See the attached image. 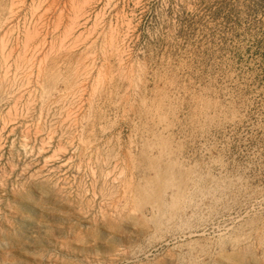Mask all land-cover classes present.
I'll return each mask as SVG.
<instances>
[{"label":"rangeland","instance_id":"374dc122","mask_svg":"<svg viewBox=\"0 0 264 264\" xmlns=\"http://www.w3.org/2000/svg\"><path fill=\"white\" fill-rule=\"evenodd\" d=\"M3 69L0 264H264V0H0Z\"/></svg>","mask_w":264,"mask_h":264},{"label":"bare ground","instance_id":"6f19581e","mask_svg":"<svg viewBox=\"0 0 264 264\" xmlns=\"http://www.w3.org/2000/svg\"><path fill=\"white\" fill-rule=\"evenodd\" d=\"M7 16H8V15H7ZM70 27H71V26H70ZM70 27H69V28H70ZM70 30H71V29H70ZM72 30H73V29H72ZM109 31H110V30H109ZM68 32H69V31H68ZM78 34H79V33H78ZM78 34H77V35H78ZM110 37H111V36H110ZM110 37H109V38H110ZM3 39H4V38H3ZM77 39H78V38H77ZM110 39H111V38H110ZM72 40H74V39H72ZM111 40H112V39H111ZM111 40H110V42H111ZM67 41H68V40H67ZM115 41H116V40H115ZM115 41H114V42H115ZM110 42H109V43H110ZM72 43H73V41H72ZM107 43H108V42H107ZM2 44H3V43H2ZM65 44H66V43H65ZM110 45H112V44H110ZM113 45H114V44H113ZM35 46H36V45H35ZM60 46H61V45H60ZM65 46H66V45H65ZM70 46H71V45H70ZM70 46H69V47H70ZM3 47H4V46H3ZM25 47H26V46H25ZM7 48H8V47H7ZM7 48H6V49H7ZM61 48H62V47H61ZM67 49H68V48H67ZM70 49H71V48H70ZM106 49H107V48H106ZM112 49H114V48H112ZM112 49H111V50H112ZM116 49H117V48H116ZM22 50H23V49H22ZM102 50L104 51L105 49H102ZM2 51H3V50H2ZM8 51H9V49H8ZM64 51H65V50H64ZM68 51H69V49H68ZM4 53H5V52H4ZM9 53H10V52H9ZM63 54H64V53H63ZM104 54H105V52H104ZM108 54H109V53H108ZM111 54H112V52H111ZM115 54H116V53H115ZM3 55H4V54H3ZM6 55H7V54H6ZM31 55H32V54H31ZM79 55H80V54H79ZM105 55H106V54H105ZM7 56H8V55H7ZM7 56H6V57H7ZM8 57H9V56H8ZM25 57H26V56H25ZM116 57H117V56H116ZM3 58L5 59V57H3ZM43 58H44V57H43ZM73 58H74V57H73ZM107 58H108V57H107ZM25 59H26V58H25ZM25 59H24V60H25ZM32 59H33V58H32ZM46 59H47V58H46ZM46 59H45V60H46ZM81 59H82V58H81ZM81 59H80V60H81ZM116 59H117V58H116ZM24 60H23V61H24ZM78 60H79V59H78ZM41 61H42V60H41ZM47 61H48V60H47ZM104 61H105V59H104ZM107 61H108V60H107ZM28 62H31V61L28 60ZM74 62H75V61H74ZM79 62H80V61H79ZM25 63H26V61H25ZM43 63H44V62H43ZM45 63H46V62H45ZM45 63H44V64H45ZM68 63H69V62H68ZM3 64H4V61H3ZM5 64H6V63H5ZM37 64H38V63H37ZM76 64H77V63H76ZM15 65H16V64H15ZM20 65H21V64H20ZM51 65H53V64H51ZM79 65H80V64H79ZM28 66H29V65H28ZM37 66H38V65H37ZM43 66H44V65H43ZM48 66H50V65H48ZM54 66H55V65H54ZM109 66H110V65H109ZM7 67H8V66H7ZM7 67H5V68H7ZM24 67H25V66H24ZM40 67H42V66H40ZM100 67H101V66H100ZM111 67H112V66H111ZM3 68H4V67H3ZM26 68H28V67L26 66ZM104 68H105V67H104ZM16 69H17V68H16ZM16 69H15V70H16ZM21 69H22V68H21ZM42 69H43V68H42ZM82 69H83V68H81V70H82ZM113 69H114V68H113ZM25 70H26V69H25ZM38 70H39V69H38ZM38 70H37V71H38ZM56 70H57V69H56ZM74 70H75V69H74ZM79 70H80V69H79ZM102 70H103V69H102ZM108 70H109V69H108ZM3 71H5V70L3 69ZM3 71H2V72H3ZM16 71H17V70H16ZM22 71H23V70H22ZM45 71H46V69H45ZM52 71H53V70H52ZM76 71H77V70H76ZM111 71H112V70H111ZM113 71H114V70H113ZM113 71H112V72H113ZM13 72H14V71H13ZM13 72H12V73H13ZM39 72H40V71H39ZM42 72H43V71H42ZM123 72H124V71H123ZM129 72H130V71H129ZM3 73H4V75H3V76L1 75L2 77L0 76V77H1V79H0V89H1V90H0V98H3V97L5 98V94H6V95H7V93L9 94V92H10V90H11V84H10V79H11V78L8 79V77H7V75H6V74H7L6 71L3 72ZM19 73H20V72H19ZM22 73H23V72H22ZM24 73H25V72H24ZM109 73H110V72H109ZM125 73H126V72H125ZM127 73H128V72H127ZM0 74H1V73H0ZM8 74H9V73H8ZM14 74H15V73H14ZM29 74H30V73H29ZM69 74H70V73H69ZM107 74H108V73H107ZM123 74H124V73H123ZM20 75H21V74H20ZM20 75H19V76H20ZM43 75H44V74H43ZM46 75H47V74H46ZM79 75H80V74H79ZM99 75H100V74H99ZM119 75H120V73H119ZM13 76H15V75H13ZM47 76H48V75H47ZM50 76H51V75H50ZM66 76H67V75H66ZM74 76H75V75H74ZM74 76H73V77H74ZM104 76H105V75H104ZM109 76H110V75H109ZM111 76H112V75H111ZM111 76H110V77H111ZM115 76H116V75H115ZM120 76H121V75H120ZM120 76H119V77H120ZM125 76H126V75H125ZM125 76H123V78H124ZM11 77H12V76H11ZM20 77H21V76H20ZM20 77H19V78H20ZM48 77H49V76H48ZM78 77H79V76H78ZM80 77H81V76H80ZM165 77H166V76H165ZM12 78H13V77H12ZM15 78H16V76H15ZM15 78L13 79V81L15 80ZM39 78H40V77H39ZM50 78H52V77H50ZM71 78H72V77H71ZM76 78H77V77H76ZM81 78H82V77H81ZM96 78H97V77H96ZM117 78H118V77H117ZM129 78H130V77H129ZM131 78H132V77H131ZM138 78H139V77H138ZM169 78H170V77H169ZM16 79H17V78H16ZM57 79H58V78H57ZM68 79H69V78H68ZM111 79H113V77H111ZM121 79H122V78H121ZM121 79H120V80H121ZM136 79H137V77H136ZM71 80H72V79H71ZM120 80H119V81H120ZM131 80H132V79H131ZM78 81H79V80H77V82H78ZM101 81H102V80H101ZM143 81H144V80H143ZM25 82H26V81H25ZM27 82H28V81H27ZM38 82H39V80H38ZM43 82H44V81H43ZM69 82H70V81H69ZM95 82H96V80H95ZM126 82H127V81H126ZM81 83H82V82H81ZM81 83H80V84H81ZM97 83H98V81H97ZM103 83H104V82H103ZM113 83H114V82H113ZM130 83H131V82H130ZM27 84H28V83H27ZM132 84H133V83H132ZM140 84H141V83H140ZM21 85H22V84H21ZM21 85H20V86H21ZM24 85H25V84H24ZM43 85H44V84H43ZM68 85H69V84H68ZM76 85H77V84H76ZM96 85H97V84H96ZM64 86H65V84H64ZM70 86H71V85H69V87H70ZM79 86H80V85H79ZM92 86H93V85H92ZM125 86H126V85H125ZM139 86H140V85H139ZM21 87L23 88V86H21ZM97 87H98V86H97ZM18 88L20 89L19 86H18ZM71 88H72V87H71ZM93 88H94V87H93ZM45 89H46V88H45ZM94 89H95V88H94ZM118 89H119V88H118ZM124 89H125V88H124ZM127 89H128V88H127ZM172 89H173V88H172ZM179 89H180V88H179ZM74 90H75V89H74ZM98 90H99V89H98ZM103 90H104V89H103ZM120 90H121V89H120ZM66 91H67V90H66ZM111 91H112V90H111ZM142 91H143V89H142ZM160 91H161V90H160ZM171 91H172V90H171ZM11 92H12V91H11ZM56 92H57V91H56ZM68 92H70V91H68ZM101 92H102V91H101ZM123 92H124V91H123ZM125 92H126V91H125ZM140 92H141V91H140ZM156 92H157V91H156ZM172 92H173V91H172ZM14 93H15V92H14ZM63 93H64V92H63ZM94 93H95V92H94ZM128 93H129V92H128ZM176 93H177V92H176ZM68 94H69V93H68ZM73 94H74V93H73ZM105 94H106V93H105ZM109 94H110V93H109ZM119 94H120V93H119ZM121 94H123V93H121ZM132 94H133V93H132ZM15 95H16V94H15ZM64 95H65V94H64ZM157 95H158V94H157ZM175 95H176V94H175ZM105 96H106V95H105ZM114 96H115V95H114ZM116 96H117V95H116ZM120 96H121V95H120ZM125 96H126V95H125ZM176 96H177V95H176ZM198 96H199V95H198ZM9 97H10V96H9ZM40 97H41V96H40ZM108 97H109V96H108ZM121 97H122V96H121ZM121 97H120V98H121ZM177 97H178V96H177ZM4 98H3V99H4ZM62 98H63V97H62ZM64 98H65V97H64ZM99 98H100V97H99ZM194 98H195V97H194ZM3 99H1V100L4 101ZM68 99H69V98H68ZM104 99H105V98H104ZM110 99H111V98H110ZM110 99H109V100H110ZM127 99H128V98H127ZM166 99H167V98H166ZM187 99H188V98H187ZM114 100H115V99H114ZM154 100H155V99H154ZM110 101H111V100H110ZM118 101H119V100H118ZM165 101H166V100H165ZM14 102H15V101H14ZM28 102H29V101H28ZM61 102H62V101H61ZM90 102H91V101H90ZM120 102H121V101H120ZM124 103H125V102H124ZM137 103H138V102H137ZM157 103H158V102H157ZM170 103H171V102H170ZM198 103H199V102H198ZM70 104H71V103H70ZM118 104H119V103H118ZM27 105H28V104H27ZM157 105H158V104H157ZM172 105H174V104H172ZM28 106H29V105H28ZM122 106H123V105H122ZM158 106H159V105H158ZM169 106H170V105H169ZM193 106H194V105H193ZM25 107H26V106H25ZM45 107H46V106H45ZM173 107H174V106H173ZM177 107H178V106H177ZM131 108H132V107H131ZM134 108H135V107H134ZM159 109H160V108H159ZM19 110H20V109H19ZM116 110H117V109H116ZM211 111H212V110H211ZM15 112H16V111H15ZM162 112H163V111H162ZM19 113H20V112H19ZM136 113H137V112H136ZM138 113H139V112H138ZM199 113H200V112H199ZM133 114H134V113H133ZM127 116H128V115H127ZM131 116H132V115H131ZM135 116H136V115H135ZM148 116H149V115H148ZM211 116H212V115H211ZM136 117H137V116H136ZM139 117H140V116H139ZM151 117H154V116L151 115ZM159 117H160V116H159ZM180 117H181V116H180ZM134 118H135V117H134ZM148 118H149V117H148ZM154 118H155V117H154ZM160 118H161V117H160ZM164 118H166V117H164ZM174 118H175V116H174ZM189 118H190V117H189ZM132 119H133V118H132ZM168 119H169V118H168ZM198 119H199V118H198ZM139 120H140V119H139ZM178 120H179V119H178ZM207 120H208V119H207ZM153 121H154V120H153ZM175 121H176V120H175ZM155 122H156V120H155ZM163 122H164V121H163ZM134 123H135V122H134ZM157 123H158V122H157ZM152 124H154V123H152ZM196 124H197V123H196ZM142 126H143V125H142ZM93 129H94V128H93ZM139 130H140V129H139ZM92 133H93V132H92ZM91 136H92V135H91ZM147 136H148V135H147ZM93 137H94V136H93ZM81 138H82V137H81ZM175 138H176V137H175ZM92 139H93V138H92ZM83 143H84V142H83ZM96 143H97V142H96ZM135 143H136V142H135ZM154 143H155V142H154ZM88 144H89V142H88ZM97 144H98V143H97ZM84 146H85V145H84ZM126 147H127V146H126ZM165 147H166V146H165ZM94 149H95V148H94ZM157 149H158V148H157ZM154 151H155V150H154ZM166 151H168V150H166ZM118 152H119V151H118ZM134 152H135V151H134ZM116 153H117V152H116ZM138 153H139V152H138ZM143 153H144V152H143ZM148 153H149V152H148ZM167 153H168V152H167ZM123 154H124V153H123ZM135 154H137V153H135ZM144 154H145V153H144ZM151 154H152V153H151ZM110 155H111V154H110ZM126 155H127V154H126ZM179 156H180V155H179ZM122 157H123V156H122ZM127 157H128V156H127ZM135 157H136V156H135ZM139 157H140V156H139ZM155 157H156V156H155ZM158 157H159V156H158ZM158 157H157V158H158ZM105 158H106V157H105ZM112 158H114V157H112ZM147 158H148V157H147ZM116 159H117V158H116ZM121 159H122V158H121ZM121 159H120V160H121ZM125 159H126V158H125ZM152 159H153V158H152ZM146 160H147V159H146ZM148 160H149V159H148ZM163 160H164V159H163ZM169 160H170V159H169ZM121 161H122V160H121ZM125 161H126V160H125ZM115 162H116V161H115ZM144 162H145V161H144ZM148 162H150V160H149ZM129 163H130V162H129ZM129 163H128V164H129ZM142 163H143V162H142ZM146 163H147V162H146ZM159 163H160V161H159ZM186 163H187V162H186ZM128 164H126V165H128ZM171 164H172V163H171ZM116 165H117V164H116ZM134 165H135V164H134ZM146 165H147V164H146ZM149 165H150V164H149ZM159 165H160V164H159ZM112 166H113V165H112ZM118 166H119V165H118ZM135 166H136V165H135ZM151 166H152V165H151ZM155 166H156V165H155ZM160 166H162V165H160ZM160 166H159V167H160ZM153 167H154V166H153ZM156 167H157V166H156ZM109 168H110V167H109ZM128 168H129V167H128ZM166 168H167V167H166ZM112 169H113V168H112ZM134 169H135V168H134ZM144 169L146 170L145 167H144ZM147 169L149 170V167H148ZM152 169H153V168H152ZM152 169H151V171H152ZM157 169H158V168H157ZM169 169H170V166H169ZM129 170H130V169H129ZM155 170H156V169H155ZM159 170H160V169H159ZM161 170H162V169H161ZM110 171H112V170L110 169ZM167 171H168V170H167ZM173 171H174V170H173ZM118 172H120V171H118ZM124 172H125V171H124ZM139 172H140V171H139ZM139 172H138V173H139ZM143 172H144V171H143ZM148 172H149V171H148ZM148 172H146V173H148ZM158 172H159V171H158ZM160 172H161V171H160ZM144 173H145V172H144ZM144 173H143V174H144ZM153 173H154V171H153ZM153 173H151V174H153ZM155 173H156V172H155ZM173 173H174V172H173ZM115 174H116V173H115ZM143 174H142V175H143ZM148 174H149V173H148ZM108 175H109V174H108ZM110 175H111V174H110ZM113 175H114V174H113ZM144 175H145V174H144ZM156 175H157V174H156ZM117 176H118V175H117ZM137 176H138V175H137ZM146 176H147L148 179H150V178L148 177V175H146ZM159 176H160V175H159ZM159 176H158V179H157V180L160 181V178H161V177L159 178ZM124 177H125V176H124ZM156 177H157V176H156ZM162 177H164V176L162 175ZM121 178H122V177H121ZM126 178H128V177H126ZM133 178H134V177H133ZM145 178H146V177H145ZM154 178H155V177H153L151 180H153ZM118 179H119V178H118ZM148 179H147V180H148ZM161 179H162V178H161ZM121 180H122V179H121ZM128 180H129V179H128ZM102 181H103V180H102ZM119 181H120V180H119ZM137 181H139V180H137ZM143 181H144V179H143ZM153 181H154V180H153ZM153 181H152V182H153ZM163 181H164V178H163ZM202 181H203V180H202ZM122 182H123V181H122ZM156 182H157V181H156ZM104 183H105V182H104ZM135 183H136V182H135ZM143 183H145V181H144ZM146 183H147V181H146ZM146 183H145V184H146ZM148 183H149V182H148ZM213 183H214V182H213ZM131 184H132V183H131ZM133 184H134V183H133ZM137 184H139V183H137ZM141 184H142V183H141ZM160 184H162V183L160 182ZM173 184H175V183H173ZM208 184H209V183H208ZM214 184H215V183H214ZM103 185H104V184H103ZM114 185H115V184H114ZM116 185H117V184H116ZM139 185H140V184H139ZM152 185H154V183H153ZM155 185H156V183H155ZM157 185H158V184H157ZM158 186L160 187V185H158ZM121 187H122V185H121ZM134 187H135V186H134ZM137 187H138V186H137ZM141 187H142V186H141ZM153 187H154V186H153ZM165 187H166V186H165ZM101 188H102V187H101ZM118 188H119V187H118ZM143 188H145V186H144ZM147 188H149V187L147 186ZM116 189H117V188H116ZM139 189H140V188H139ZM145 189H146V188H145ZM102 190H103V189H102ZM121 190H122V189H121ZM143 190H144V189H143ZM214 190H215V189H214ZM105 191H106V190H105ZM116 191H117V190H116ZM135 191H137V189H136ZM153 191H154V189H153ZM144 192L147 193V191H144ZM155 192H157V191H155ZM135 193H136V192H135ZM141 193H142V192H141ZM163 193H164V192H163ZM104 194H105V193H104ZM126 194H128V193H126ZM126 194H123V195H126ZM129 194H130V193H129ZM132 194H133V193H132ZM143 194H144V193H143ZM154 194H155V193H154ZM118 195H119V194H118ZM130 195H131V194H130ZM136 195H137V194H136ZM136 195H135V196H136ZM156 195H157V194H155V196H156ZM101 196H102V195H101ZM138 196H139V195H137V197H138ZM155 196H154V199H155ZM188 196H189V195H188ZM103 197H104V196H103ZM113 197H115V196H113ZM127 197L129 198L128 195H127ZM137 197H136V198H137ZM152 197H153V196H152ZM159 197H160V196H159ZM189 197H191V196H189ZM124 198H125V197H124ZM124 198H123V199H124ZM130 198H131V197H130ZM145 198H146V197H145ZM134 199H135V198H134ZM113 200H114V199H113ZM129 200H130V199H129ZM129 200H128V202H129ZM111 201H112V200H111ZM125 201H126V200H125ZM146 201H148L147 198H146ZM161 201H162V200H161ZM114 203H115V201H114ZM129 203H130V202H129ZM129 203H128V204H129ZM146 203H148V202H146ZM157 203H158V202H157ZM159 203H160V202H159ZM109 205H110V204H109ZM139 205H140V204H139ZM196 205H197V204H196ZM129 206H130V205H129ZM122 207H123V206H122ZM183 207H184V206H183ZM195 207H196V206H195ZM152 212H153V210H152ZM162 212H163V211H162ZM180 213H181V212H180ZM190 214H191V213H190ZM161 216H162V215H161ZM163 219H164V218H163ZM173 221H174V220H173ZM164 223H165V222H164ZM149 225H150V224H149ZM177 227H178V226H177ZM199 228H200V227H199ZM182 235H183V234H182Z\"/></svg>","mask_w":264,"mask_h":264}]
</instances>
